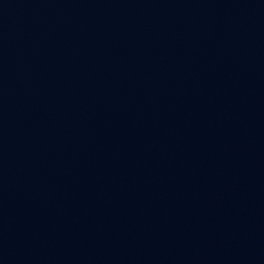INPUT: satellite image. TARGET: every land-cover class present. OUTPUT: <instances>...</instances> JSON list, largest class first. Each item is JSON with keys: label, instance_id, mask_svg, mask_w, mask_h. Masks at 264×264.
Instances as JSON below:
<instances>
[{"label": "water", "instance_id": "water-1", "mask_svg": "<svg viewBox=\"0 0 264 264\" xmlns=\"http://www.w3.org/2000/svg\"><path fill=\"white\" fill-rule=\"evenodd\" d=\"M0 264H264V0H0Z\"/></svg>", "mask_w": 264, "mask_h": 264}]
</instances>
